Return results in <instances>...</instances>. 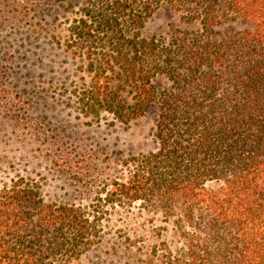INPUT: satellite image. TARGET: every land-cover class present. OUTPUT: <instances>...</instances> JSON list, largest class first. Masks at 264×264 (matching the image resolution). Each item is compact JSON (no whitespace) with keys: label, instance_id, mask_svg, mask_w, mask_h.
Masks as SVG:
<instances>
[{"label":"trees","instance_id":"obj_1","mask_svg":"<svg viewBox=\"0 0 264 264\" xmlns=\"http://www.w3.org/2000/svg\"><path fill=\"white\" fill-rule=\"evenodd\" d=\"M159 11L199 28L142 37ZM79 13L65 47L89 77L83 113L130 125L155 107L158 148L89 206L45 203L24 179L1 188L0 264H71L106 212L138 204L181 242L163 264H264V0H83Z\"/></svg>","mask_w":264,"mask_h":264},{"label":"rangeland","instance_id":"obj_2","mask_svg":"<svg viewBox=\"0 0 264 264\" xmlns=\"http://www.w3.org/2000/svg\"><path fill=\"white\" fill-rule=\"evenodd\" d=\"M82 2L0 0V189L24 179L50 204L89 206L125 160L158 148L155 107L130 125L83 113L89 77L65 47ZM198 28L159 11L141 35ZM155 85L170 82L159 76ZM104 216L100 242L71 264H163L164 249L181 245L172 221L139 204Z\"/></svg>","mask_w":264,"mask_h":264}]
</instances>
